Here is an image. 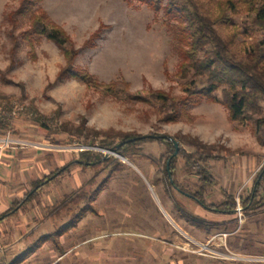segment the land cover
I'll return each mask as SVG.
<instances>
[{
    "label": "rangeland",
    "instance_id": "rangeland-1",
    "mask_svg": "<svg viewBox=\"0 0 264 264\" xmlns=\"http://www.w3.org/2000/svg\"><path fill=\"white\" fill-rule=\"evenodd\" d=\"M215 1L204 3L213 7ZM20 2L0 0V95L12 97L14 105L10 116L5 115V130L0 131V174L4 172L1 168L5 160L11 161L14 172L19 174L15 179L9 172L0 180L5 196L14 195L15 202L21 201L35 191L32 182L77 159L75 146L79 140L62 131L60 125L76 127L82 123L98 132L157 139L166 136L187 151L192 150L185 144L188 138L213 146V154L220 157L209 168L215 184L205 187L202 197L208 204H218L230 194L236 199L237 208L235 220L222 226L207 224L192 214L200 212L193 203L190 215L203 225L187 222V214L181 217L182 210L173 212V199L178 207L187 202L167 182L165 167L168 163L169 168L173 153L151 138L154 141L138 146L147 159L111 155L121 164L118 169L114 163L97 169L71 167L67 174L41 188L31 202L19 205L15 219L0 223V264L28 258L40 237L37 232L53 234L69 225L83 204L70 203L62 208L73 193L90 181L94 189L103 182L106 186L93 203L94 212L85 215H89L87 220H80L75 230L62 234L64 249L73 248L70 255L62 261L50 258V254L58 256L63 249L58 252L55 244L48 241L42 246L40 264H264L258 260L234 261L226 256L222 259L200 247L207 245L209 250L223 254L228 250L243 258L264 257V206L248 212L240 206V199L249 195L264 163V146L257 143L253 124L231 122L222 105L203 98L187 106L174 123H168L162 121L164 113L155 110L157 103L132 101L123 92L126 84L132 95L162 91L172 97L184 96L182 82L176 75L183 46L177 17L165 9L155 12L143 4L129 5L124 0H41L34 5L71 38L78 50L75 68L85 70L103 85L115 84L113 91H107L73 79H58L64 66L63 56L43 38L34 42L32 48L24 41L22 36L29 29V21L28 14L17 13ZM234 22L239 34L236 51L243 53L263 42V35L249 27L245 14L236 16ZM97 31L98 37L88 47L86 42ZM19 98H23L20 103L16 101ZM31 108L51 120V130L57 125L56 133L40 127ZM95 144L93 147L99 149L96 152L109 154V150L97 146L98 139ZM176 166L173 177L184 190L181 192L190 195L186 191H198L200 182L185 169L181 159H177ZM233 176L235 182L230 181ZM20 218L27 220V230L36 227L37 232L24 240L29 241L28 246L17 254L10 250L9 234L21 230L19 225L25 222H20ZM181 228L190 230L186 234ZM89 236L96 238L85 245L80 243ZM93 253V259L83 257ZM33 263L30 259L26 264Z\"/></svg>",
    "mask_w": 264,
    "mask_h": 264
},
{
    "label": "trees",
    "instance_id": "trees-1",
    "mask_svg": "<svg viewBox=\"0 0 264 264\" xmlns=\"http://www.w3.org/2000/svg\"><path fill=\"white\" fill-rule=\"evenodd\" d=\"M39 1L41 0H21L20 8L17 11L19 14H28L29 29L22 36L28 46L32 48L34 42L43 38L52 42L60 50L64 66L58 73L59 80L73 79L87 87H103L107 91H113L114 83L103 85L85 70L74 67L78 50L74 47L66 31L54 23L44 10L39 7L33 8ZM124 1L129 5L143 4L155 12L165 9L167 14L176 16L181 25L180 42L183 44L180 48L181 60L176 72L182 82L183 97H172L162 91H143L139 95H132L127 91L128 86L125 84L123 92L126 97L129 100L146 104L157 103L155 110L164 113L162 121L168 123H174L178 115L184 114L185 108L196 104L199 98L209 100L222 105L227 110L231 122L238 125L251 122L257 143L264 146V40L243 53L236 51V40L239 34L234 22L236 16L245 14L249 17V27L264 37V0H217L213 3V7H206L204 0ZM250 28L245 30L249 31ZM230 29L228 34L223 33V30L229 31ZM97 37L98 31L86 42L88 47L91 41ZM12 99V97L0 95V131L5 130L7 126L8 120L5 115L10 116L12 112L14 106L11 104ZM22 99L19 98L16 101L20 103ZM31 110L36 114L35 121L40 127L56 133L57 125L54 130H51L52 128L49 126V123H52L51 120L39 116L33 108ZM60 126L62 131L67 132L69 136H76L79 140L78 144L93 147L98 139L97 146L104 150H110L120 142L140 137L139 135L112 131L98 132L87 128L82 123L76 127L62 124ZM174 139L177 141L176 138ZM157 140L163 143L171 154L174 152V148L166 136L161 135ZM149 141H154V139L142 137L126 142L117 150L116 154L125 158L138 156L147 159L148 157L138 146ZM185 144L192 150L187 151L180 147L177 155L170 160L168 171L165 167L169 185L178 191H184L173 177L177 167L176 161L181 159L185 169L193 173L201 184L198 191H186V193H189L191 198L205 209L219 213H234L237 201L232 195L227 194L224 200L218 204H208L202 197L205 187H212L215 184L209 168L210 164L220 160V157L213 154L214 147L202 143L197 138H188L185 140ZM112 163L116 165L114 167L116 169L121 165L112 157L105 160L102 153L93 150L78 152L77 159L71 160L68 165L41 180L32 182L35 191L29 196L26 195L21 201L14 202L8 211L0 215V221L17 215L19 205L31 202L41 188L52 183L54 179L67 174L71 167L97 169L102 166L108 167ZM105 186V182L98 185L96 189L93 188L92 181L83 184L62 208L65 209L70 203L75 206L83 204V207L79 209V214L73 217V221L69 225L41 241H51L56 248H59L58 238L66 231L76 228L77 223L87 213L94 212L93 203ZM240 206L247 212L264 206V163L253 180L249 195L245 199H240ZM190 222L203 224L194 218H191ZM18 263L19 261H16L12 264Z\"/></svg>",
    "mask_w": 264,
    "mask_h": 264
},
{
    "label": "crops",
    "instance_id": "crops-1",
    "mask_svg": "<svg viewBox=\"0 0 264 264\" xmlns=\"http://www.w3.org/2000/svg\"><path fill=\"white\" fill-rule=\"evenodd\" d=\"M5 164L4 165H2L3 167L1 168L2 169V171L4 170V172H3V174H0V180H3L4 178H6V176L8 175V173L9 172H11V174H12V177L13 178H18V172H14V170H13V165L14 164H11V161H9V160H5ZM13 163V162H12ZM25 166V165H24ZM254 166V165H253ZM252 166V167H253ZM26 168H28L27 166H26ZM1 172V171H0ZM231 180L230 181H236L235 179V176H233L232 178H230ZM175 191V193H176V195L179 197V198H181L182 199V201H187L186 203H184V205L182 206V204H181V207H178L176 204H175V199H173V201L171 202L172 204V206H170L169 204V206H170V209L174 212V210H177L179 213L181 212V210L183 211V215L181 216V217H184V214H187V218H186V220H187V222H190V219L192 218L191 217V215H190V213H191V203H193V204H195L196 205V207H197V209H199V211L200 212H198V211H195L194 213L192 212V214H195L196 213V215H198V217H200L201 219H203L207 224H217V225H219V226H222L223 224H226V223H228V222H233L234 220H235V212L234 213H232V214H229V213H219V212H213V211H210V210H208V209H205L204 207H202L201 205H199L196 201H194L192 198H190V197H188V196H186L184 193H182L181 191H178L177 189H175L174 190ZM3 196H5L4 195V190H3V188H0V215H2V214H4L6 211H8L9 210V208H10V206L12 205V204H14V202H15V198L14 197H17V196H10V195H8L7 194V196H5V197H3ZM7 197V198H6ZM7 200V201H6ZM4 201H6V202H4ZM169 202V201H168ZM170 203V202H169ZM175 208H177V209H175ZM203 214V215H201V214ZM208 215L209 214V216L207 217L206 215ZM89 215H87L84 219L82 218L81 219V223L83 222V220H87V217H88ZM206 216V217H205ZM18 217V216H17ZM16 217L13 215V216H10L9 218L7 217L6 219H4L3 221H0V223H5L6 221H8V222H11L13 219H15ZM181 220V219H180ZM27 220L26 219H24V218H20V222H25V224H21V225H19V226H21L22 228H21V230L19 229V230H17V231H12V232H10V234H9V238L12 240V242H11V245H10V250H16L17 251V254L18 253H21V252H24L25 251V249H26V247L28 246L27 245V243H29V241L28 242H25L24 240L26 239V240H29V238L31 237V235H33V233H36L35 232V230L34 229H36V227L35 228H32V229H30V230H27V229H29V226H28V224H27V222H26ZM185 223V222H184ZM173 224H175V225H179L178 223H177V221H175V220H173ZM184 225V224H183ZM201 225H203V224H201ZM180 228V227H179ZM182 229V231L183 232H185L186 234H188L187 232L190 230V228H188L187 230L188 231H185L183 228H181ZM74 230H75V228H74ZM226 231V230H225ZM231 233H233L234 231H230ZM37 237L38 236H40L37 240H38V242L34 245V248L33 249H35V251L34 252H32L31 253V255L28 257V258H26V259H22V260H18L19 262H20V264H26L30 259L31 260H34L35 261V264H40V262H41V259H40V255H41V252H43V245L46 243V242H48V241H41L43 238H45V237H47V236H50L51 234H50V232H42V233H38L37 232ZM44 234V235H43ZM232 235V234H231ZM173 237H174V235H173ZM96 237H86L85 238V241L84 242H80V243H82L83 245H85L86 243H88L90 240H92V239H95ZM65 237L64 236H60V238H59V248L61 249H63V252L62 253H59V255L58 256H54L53 254H50V258H55V261H57V260H60V261H62L64 258H66L68 255H70L68 252L71 250V248L72 247H68V248H66V249H64V245H65ZM59 248H57V251L59 252ZM73 249V248H72ZM93 255H94V253L91 255V254H84V258H92L93 259ZM48 257V258H49ZM12 264V263H11ZM34 264V263H33Z\"/></svg>",
    "mask_w": 264,
    "mask_h": 264
},
{
    "label": "built area",
    "instance_id": "built-area-1",
    "mask_svg": "<svg viewBox=\"0 0 264 264\" xmlns=\"http://www.w3.org/2000/svg\"><path fill=\"white\" fill-rule=\"evenodd\" d=\"M75 148L78 150V152L87 151V150H93V151L99 150L96 147H91V146H87V145H79V144H76ZM223 236L226 237L225 234H223L222 237ZM200 247H203L204 248L203 249L204 251H208V252H210V253H212V254H214L216 256H219V258L222 257V259L225 258V256H226V257L231 258L234 261H245V260H250V261H253V260L264 261V257H258L256 259L255 258H243V257H240V256H238L236 254H233V253L229 252L228 250L226 251L225 254H223V253H218L216 251L209 250V248L207 247V245L200 246Z\"/></svg>",
    "mask_w": 264,
    "mask_h": 264
},
{
    "label": "water",
    "instance_id": "water-1",
    "mask_svg": "<svg viewBox=\"0 0 264 264\" xmlns=\"http://www.w3.org/2000/svg\"><path fill=\"white\" fill-rule=\"evenodd\" d=\"M149 137H150V138H156V139H157V137H154V136H149ZM141 138H142V137H138V138L130 139V140H127L126 142H130V141L137 140V139H141ZM166 138L171 142V144H172V146H173V148H174L173 155L171 156V158H172V157H174V156L177 155V152H178L179 147H178L177 142H175L172 138H169V137H166ZM126 142H120V143L116 144L113 148H111V149L109 150V154H107V155L104 156V159L109 158L111 155L116 156V155H117V154H116L117 150H118L121 146H123L124 143H126ZM76 162H78V161H76ZM166 169L168 170V163H167V165H166ZM186 196L191 197V196L188 195V194H186Z\"/></svg>",
    "mask_w": 264,
    "mask_h": 264
},
{
    "label": "bare ground",
    "instance_id": "bare-ground-1",
    "mask_svg": "<svg viewBox=\"0 0 264 264\" xmlns=\"http://www.w3.org/2000/svg\"><path fill=\"white\" fill-rule=\"evenodd\" d=\"M124 160V159H123ZM188 238V237H187Z\"/></svg>",
    "mask_w": 264,
    "mask_h": 264
}]
</instances>
